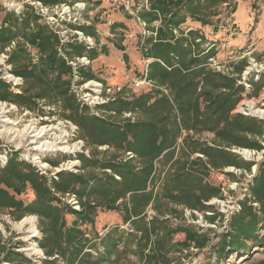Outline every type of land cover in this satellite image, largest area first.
<instances>
[{"label": "trees", "instance_id": "trees-1", "mask_svg": "<svg viewBox=\"0 0 264 264\" xmlns=\"http://www.w3.org/2000/svg\"><path fill=\"white\" fill-rule=\"evenodd\" d=\"M148 1L150 7L141 14L142 20L147 24L157 20L161 23L156 38L146 41L145 56L151 59L146 69V80L164 89L166 94L162 90L152 89L131 100L119 97L104 107L105 111L116 116L126 112H149L150 118L143 120L116 123L90 115L86 108L80 109L69 93V80L66 77L69 76L70 69L57 55L58 39L45 26L38 24L37 17L33 14L25 13L18 18L7 13L0 26V52L10 42L19 40L34 48L38 55L36 64H32L31 60L25 64L28 51L21 44L17 45L10 55L9 64L12 66V73L25 81V86L20 94H11L7 86L0 82L1 101L9 100L29 110L36 101H44V106L54 110L61 106L60 117L76 126L79 138L87 148L94 150L107 146L122 155L130 153L132 156L121 160L114 156L94 160L82 155V164L109 170L110 174L100 177L60 174L53 187L58 192L75 193L81 200L80 212L53 205L55 198L50 193L46 180L30 165L11 162L12 164L9 163L0 170V184L5 187L0 188V211L8 210L15 220L25 215L37 216L42 234L40 248L47 258L58 256L63 264H106L110 261L111 250L119 240H115L113 235L120 232L119 227L111 228L101 238L105 253L97 257L90 252L98 250L96 244L81 229L83 225H93L97 208L123 212V223L129 222L133 229L125 237V253L136 251L135 254L139 255L143 264H170L168 253L173 245L168 242L173 231L168 230L165 222L159 220L153 219L147 224L143 215L147 206L164 199L175 205L204 209L202 202L219 193L217 188L204 181L209 173L208 167L213 170H221L227 166L246 167L225 148H260L256 137L263 133L261 125L252 119L230 114L242 89L235 86L232 78L204 67L213 50H208L205 54L206 50H201L193 55L192 44L204 37L197 31H189L188 39L175 38L173 35V30L182 32L181 26L188 19L201 25L212 24L211 19L217 16L218 6L230 0ZM81 30L98 42L93 26H85ZM195 47L199 48V45L196 44ZM84 53L90 59L98 55L96 50L86 51L83 46H70L67 51V55L81 56ZM101 53H107L105 46L101 47ZM82 76L92 78L89 72H82ZM180 128L187 132L193 131L194 134L213 133V142L209 146L204 141L188 136L184 139L182 154L175 158ZM194 154L202 155L206 162L191 159ZM161 159L170 163V166L158 185L159 191H156L160 182L156 164ZM27 185L33 190L35 198L24 204L16 197ZM76 185L79 188L75 190ZM251 192L260 205L259 215L250 206L243 205L241 212L231 217L230 231L221 240L222 254L227 248L246 253L249 251L247 244L250 241L264 248V236L259 239L256 236L259 224L264 222V162L254 178ZM65 214L75 217L69 227L64 220ZM160 230L165 234L159 240L156 238L145 254L150 240L157 237ZM183 231L186 233L183 245L194 242L199 248L206 246L204 239L197 238L189 230ZM7 257L15 264H28L24 258L12 257V254ZM56 263V260L45 262Z\"/></svg>", "mask_w": 264, "mask_h": 264}, {"label": "rangeland", "instance_id": "rangeland-1", "mask_svg": "<svg viewBox=\"0 0 264 264\" xmlns=\"http://www.w3.org/2000/svg\"><path fill=\"white\" fill-rule=\"evenodd\" d=\"M243 2L246 4L249 0H230L219 5L216 11L217 16L211 19L212 24L201 25L199 22L188 19L181 26V29L186 33L173 30L175 38L188 39L187 33L196 31L193 28L198 26L197 32L204 38L201 41L197 39L192 44L193 55L198 54V51L201 50H206L204 54L208 50H213L204 67L209 71L232 78L235 86L242 89L239 100L230 114L232 116L240 115L258 122L263 133L256 137L259 149L234 146L225 148L246 167L227 166L221 170H213L208 167L209 173L204 181L217 188L219 193L202 202L204 209H191L183 205H175L164 199H160L154 204L157 209L153 204L147 206L143 212L147 224L153 219L159 220L165 222L168 230L173 231L169 237L170 241H167L171 246L173 245L168 253V257L171 259L170 264H264V248L258 247L254 241L247 244L249 251L246 253L243 250L234 252L228 248L223 254L220 252L221 240L230 231L231 217L239 214L243 205L250 206L258 215L260 209L259 203L251 192V187L261 163L264 162V68L255 67L254 69L261 70L259 79H256V76L250 77L249 82H245L244 79L248 76L245 75V72L247 68L251 67V64L264 65V38L251 37L252 31L243 33L234 23L238 5ZM61 6L70 7L72 16H77V20L64 22L61 19H50V14L55 13L56 7L61 9ZM149 7L148 0H132L131 8L110 0H0V26L7 13H12L18 18L23 17L25 13L36 16L37 23L45 26L58 39L57 55L65 61L70 69V74L66 77L69 80V93L79 108H86L90 115L123 123L125 120L148 119L151 114L149 112L135 114L126 112L121 116H116L105 111L104 107L115 102L119 97L131 100L152 89L162 90L166 94L164 89L146 80L147 65L151 62V59H147L145 56L146 41L156 38V32L161 23L160 20H157L147 24L142 20L141 14L149 10ZM114 15L116 19L112 20L115 18ZM248 16L252 20L253 27L251 25L250 27L253 29L256 22L264 17V0H251ZM85 26L94 27L98 42L83 33L81 28ZM114 26L115 28H113ZM102 29L106 32L101 36L99 33H102ZM234 29L236 31H234L233 38L242 33L244 36H248L246 45H242L241 48L228 45V37ZM81 34L82 36H79ZM87 39H90L91 42L89 43ZM22 43L19 40L12 41L0 52V82L7 86L11 94H20L25 86V81L12 73V66L9 64L10 55L17 45L21 44L28 51L29 56L25 64L30 63V60L32 64L37 63V51ZM196 44L199 45V48L195 47ZM211 44L215 45L211 46ZM70 46H83L86 51L94 49L98 55L94 59H90L85 53L81 56L67 55ZM102 46L106 47V54L101 53ZM82 72L91 73L92 78H84ZM43 102L36 101L29 110L12 101L0 100V170L11 162H23L30 165L38 175L46 180L47 187L55 198L53 205L80 212L81 200L75 193L72 191L58 192L53 187V183L58 182L60 174L84 177H100L103 174H110L109 170L82 164L80 159L82 155L88 159L94 158V160L109 159L113 156L117 157V160H121L130 159L132 156L130 153L122 155L107 146L97 147L94 150L87 148L85 143L80 140L76 126L60 117L61 106L54 110L44 106ZM50 112L56 114L50 115ZM28 127L36 132L43 127L54 128L55 130L51 131L48 137L39 142H53V140H57V137H60L59 141L64 142L63 145L74 153L42 152L38 154L36 151L30 150L35 149L38 142L30 146L24 144L21 149H18L22 131L24 132ZM188 136L204 141L209 146L214 139L213 133L210 132L194 134L193 131L187 132L180 128L175 158L182 154L183 142ZM33 155L39 158L40 165L30 160ZM191 159H201L206 162L200 154H194ZM134 163L138 166L136 161ZM169 166L170 163H166L164 159L156 164L157 176L160 181L156 186V191H159L158 185L163 181ZM21 169L25 170L24 167ZM0 188L5 187L0 184ZM78 188L76 185L75 190ZM34 198V192L28 185L16 197L24 204L32 202ZM84 201L85 198L82 199V202ZM230 210H234V213H227ZM122 216V211L97 208L93 225L88 224L81 227L98 248L97 251L90 250V252L94 257L105 253V248L100 240L111 228L117 226L120 232L113 236L115 240L118 238L119 240L116 241L115 248L111 250L110 261L106 264H143V260L135 254L136 251L124 252L125 237L133 232V229L129 222L123 223ZM27 219H30L29 222L25 221ZM64 220L66 226L69 227L75 217L65 214ZM183 230H189L197 238L204 239L206 246L199 248L194 242L183 245L186 238V233ZM164 234V231L160 230L158 236L150 240L151 242L144 253L147 254L155 239H161ZM256 236L257 239L264 236V222L259 224ZM41 237L37 216L25 215L21 219L15 220L8 210L0 211V264H15L7 259V256L11 254L12 257L24 258L28 264H45L46 261L53 260L57 261L56 264H63L58 256L53 258L45 256L39 246ZM132 249L135 250L134 247ZM85 251L89 252V250Z\"/></svg>", "mask_w": 264, "mask_h": 264}, {"label": "bare ground", "instance_id": "bare-ground-1", "mask_svg": "<svg viewBox=\"0 0 264 264\" xmlns=\"http://www.w3.org/2000/svg\"><path fill=\"white\" fill-rule=\"evenodd\" d=\"M0 113H1V108H0ZM2 113H4V112H2ZM53 130H55V129L52 127L51 128L43 127V128H41V130L36 132L34 129L30 130V127H28L27 129L24 130V132L22 131L23 134H22L21 140L19 141L21 143H20V145H18L19 146L18 149H21V146L23 147L24 144H26L27 146H30L33 144H37V142H38V145L35 149H33V148L30 149V150L36 151L38 154H40L42 152H45V153L46 152H50V153L51 152H62L65 154L74 153L70 148H67L63 145L64 142L59 141L60 137H57V140H55V141L53 140V142H46V141L41 142V143L39 142L40 140L48 137L50 132ZM73 150H74V148H73ZM30 160L32 162H34L35 164H39V165L41 164L39 161V158L36 157V155H33ZM29 220L30 219H27L25 221L29 222Z\"/></svg>", "mask_w": 264, "mask_h": 264}, {"label": "crops", "instance_id": "crops-1", "mask_svg": "<svg viewBox=\"0 0 264 264\" xmlns=\"http://www.w3.org/2000/svg\"><path fill=\"white\" fill-rule=\"evenodd\" d=\"M254 1V0H253ZM257 1H262V0H257ZM250 6H251V0H249L248 3L244 4H240L238 5V9H237V13L235 14V24L237 25L239 31H242L243 33L244 32H248L249 30L252 31L251 32V37L253 36H256V37H259V38H264V17H262L261 19H259L257 22H256V26L251 29L252 26V20L249 18L248 16V9H250ZM115 17V15L113 16ZM113 19H116L115 18H112ZM251 25V27H250ZM194 30L197 31L198 26H194L193 28ZM102 33H99L101 36L105 34L106 30H101ZM239 34V36L235 37V38H230L228 37L229 39V42H228V45L229 46H233L235 48H241L242 45H246V38L248 39V36H244V34Z\"/></svg>", "mask_w": 264, "mask_h": 264}, {"label": "built area", "instance_id": "built-area-1", "mask_svg": "<svg viewBox=\"0 0 264 264\" xmlns=\"http://www.w3.org/2000/svg\"><path fill=\"white\" fill-rule=\"evenodd\" d=\"M110 1H112L113 3H119V4H123V5H125L126 7H128V8H131V6H132V0H110ZM61 9H58L57 7H56V11H54L55 13H53V14H50V19H52V20H55V19H61V20H63L64 22H68V21H70V20H77V16H72V13H71V8L70 7H68V6H61L60 7ZM80 9V8H79ZM58 12H60V13H58ZM182 30V29H181ZM182 32H185V31H183L182 30ZM77 33H79V32H77ZM186 33V32H185ZM80 34V33H79ZM234 32H231L230 33V35H229V37L230 38H232L233 36H234ZM79 36H82V34L81 35H79ZM87 41L90 43L91 41H90V39H87ZM252 60V59H251ZM251 67H249V68H247V71L245 72L246 74V78L244 79V81L245 82H249V78L250 77H255L256 76V79H259V77L261 76L260 74V72H261V70H258V69H256V70H254L255 69V67H258V68H261V69H263L264 68V65H256V64H251L250 65ZM254 71V72H253ZM251 72H252V74H251ZM247 85V84H246ZM149 213V212H148ZM227 213H229V214H232V213H234V210H230V212L229 211H227Z\"/></svg>", "mask_w": 264, "mask_h": 264}]
</instances>
